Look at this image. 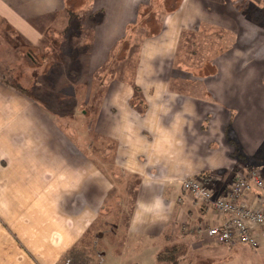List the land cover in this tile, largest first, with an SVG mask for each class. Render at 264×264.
<instances>
[{
	"label": "crops",
	"instance_id": "1",
	"mask_svg": "<svg viewBox=\"0 0 264 264\" xmlns=\"http://www.w3.org/2000/svg\"><path fill=\"white\" fill-rule=\"evenodd\" d=\"M144 2H94L100 13L96 20L84 15L89 25L83 30L90 31L87 38L95 32L113 40L98 54L89 50L88 66L107 64ZM54 7L60 3L0 0V18L39 46L50 26L38 19L34 28L29 17ZM78 18L67 17L68 27H78ZM205 26L230 32L235 41L211 60L213 73L196 76L176 60L185 33ZM71 39L65 65H80L73 56L76 40L89 48L92 42L84 34L76 38L75 31ZM241 42L256 48L257 61L238 65L240 54L248 52ZM136 65L133 79L107 78L103 93L88 99L96 100L94 131L114 145V166L137 181L118 236H125L129 250L137 245L131 253L149 264H160L158 256L173 249L178 264H209L202 258L217 256L198 252L244 245L207 238L206 229L223 219L185 193L181 183L199 178L223 197L244 169L257 167L264 176V0H182L162 16L158 32L142 39ZM177 82L192 84V92L176 88ZM35 101L0 81V264H104L100 243V257L91 251V231L107 210L114 181L90 156V142L75 143ZM246 198L252 203L254 192Z\"/></svg>",
	"mask_w": 264,
	"mask_h": 264
},
{
	"label": "rangeland",
	"instance_id": "2",
	"mask_svg": "<svg viewBox=\"0 0 264 264\" xmlns=\"http://www.w3.org/2000/svg\"><path fill=\"white\" fill-rule=\"evenodd\" d=\"M108 1L110 0H53L55 4L60 3L61 7H54L53 11L50 8H43V13L39 17H29L28 24L34 28L37 26L38 19L46 20L45 25L47 23L50 26L49 32L39 46L30 44L0 18V81L4 83L2 81L4 80L12 86H20L26 93H22L23 95L33 101L37 100V103L48 113L54 123L71 133L75 143L90 142V156L97 165L106 170L114 181V190L110 193L105 206L107 210L104 215H101L100 220L91 231L93 241V243L91 242V251L94 256L100 257V253H102L100 248H104L106 255L101 256L104 258V264H149L138 258L137 254L131 253L130 250H134L137 245L129 250L125 246L127 244L125 236H118V233L122 231L118 230L125 224L126 216L131 210L137 181L131 176L122 174L119 168L114 166L112 150L114 145L94 131L95 119L92 112L96 100L89 102L88 99L103 93L105 89L103 83L107 78L133 79L142 39L158 32L161 29L162 16L175 11L182 0H145L147 2L140 4L137 10L134 24H128L126 36L118 42L113 55L108 56L107 64L99 65V67H97L98 65L88 66L86 58L89 50L98 54L99 51L105 50L108 47V42L113 39L108 36L100 39L95 32L91 34L90 38H87L90 31L83 30L82 26L87 27L89 24L87 21L82 22V19L84 15L89 17L92 14L96 20L100 10L94 2L100 5L107 4ZM32 14L34 15V12ZM69 16L74 19L80 17L75 21L78 27H68L66 19ZM51 18L54 21H49ZM74 31L76 38L79 34H84L86 43L92 42L91 48L87 45L78 46L76 40L78 53L73 56L75 60L79 59L82 64L65 65L69 58L66 51L73 44L71 35ZM193 33H185L176 61L187 72H192L196 76L213 73L214 68L211 66V60L232 48L235 38L230 32L206 26L202 27L198 33L194 35ZM250 40L254 41V38ZM240 45H246L244 48L248 52L240 54L242 58L238 61V65L243 59H247V65L257 61V54L253 52L256 49L254 46L250 50L249 44L241 42ZM90 59L92 63L91 56ZM175 76L192 77L188 73H176ZM187 84L177 82L175 87L192 92V84L188 82ZM134 93L138 97L133 102H140L138 101L140 91L134 89ZM113 233L117 234L113 235ZM103 238L104 240L100 242L99 240ZM262 242L264 240L261 239V248L256 250L254 248H252L254 250H250L251 248L245 245H235L232 248L223 249L214 245V251L203 250L198 254L208 257H211V254L217 256L212 258L214 261L202 258L209 264H216L219 260L226 258L234 259V264H264ZM140 248L138 245V250ZM221 250L226 253L221 254ZM170 252H173L178 259V250L173 249ZM163 253H167L166 257L169 256L167 251ZM166 262L161 261L160 264H167ZM87 264L90 263L87 261Z\"/></svg>",
	"mask_w": 264,
	"mask_h": 264
},
{
	"label": "built area",
	"instance_id": "3",
	"mask_svg": "<svg viewBox=\"0 0 264 264\" xmlns=\"http://www.w3.org/2000/svg\"><path fill=\"white\" fill-rule=\"evenodd\" d=\"M181 185L185 193L223 219L220 225L206 229L207 238L217 244L260 246V240H264V176L259 168L237 173L223 197H216L199 178H188ZM249 192H254L252 203L246 198Z\"/></svg>",
	"mask_w": 264,
	"mask_h": 264
},
{
	"label": "trees",
	"instance_id": "4",
	"mask_svg": "<svg viewBox=\"0 0 264 264\" xmlns=\"http://www.w3.org/2000/svg\"><path fill=\"white\" fill-rule=\"evenodd\" d=\"M6 85H8L10 88H13L21 93H25V91L23 89H21L20 86H12L10 84H8L6 81L2 80ZM135 91H138L137 88H135ZM28 95V94H27ZM169 253V256L166 257L165 254L167 253H161L159 256H158V261H167L169 262L170 264H178V260L176 259V257L174 256L173 252H170V251H167Z\"/></svg>",
	"mask_w": 264,
	"mask_h": 264
}]
</instances>
